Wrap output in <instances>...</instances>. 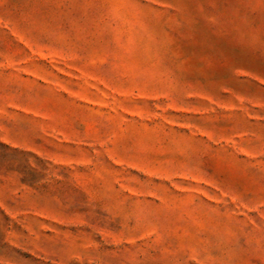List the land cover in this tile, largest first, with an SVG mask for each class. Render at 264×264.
Instances as JSON below:
<instances>
[{
  "label": "rangeland",
  "instance_id": "374dc122",
  "mask_svg": "<svg viewBox=\"0 0 264 264\" xmlns=\"http://www.w3.org/2000/svg\"><path fill=\"white\" fill-rule=\"evenodd\" d=\"M0 264H264V0H0Z\"/></svg>",
  "mask_w": 264,
  "mask_h": 264
}]
</instances>
